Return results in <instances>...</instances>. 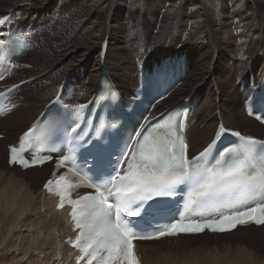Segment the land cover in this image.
I'll use <instances>...</instances> for the list:
<instances>
[{
  "label": "bare ground",
  "instance_id": "6f19581e",
  "mask_svg": "<svg viewBox=\"0 0 264 264\" xmlns=\"http://www.w3.org/2000/svg\"><path fill=\"white\" fill-rule=\"evenodd\" d=\"M69 1L70 0H0V19H4V30L9 32L14 28L19 35L31 37L25 51L12 59L11 66L4 75L3 80L9 81V85H19L10 94L11 99L17 105L15 108L13 107L10 111L0 116V122H3L7 127H11L13 125L12 123L16 121H33L48 105V102H51L58 93H61V98L66 101L69 100L71 96V103L75 105H81V103L84 104L93 99L100 87H114L120 93L130 94V90L137 86L136 77L139 69H150L151 65L158 63L159 60L162 59H159V56H155L154 58L159 60L149 63L153 57L154 51L157 50L161 44L165 45V47H163L165 52L172 51L173 58H176L179 57V51L183 47H187L191 51V48L200 49V45L194 46L191 40L197 41L203 39L206 40L208 45L212 44L216 52L226 50L228 53L236 56V58L242 56L240 63L241 65H245L252 61L258 48L261 46V41H264V18L261 21L255 20L253 15L244 13L242 6L232 14V12L229 11L231 5H227V0H224V2L220 4L213 2V0H205L206 4H204V2L197 3L196 0H182L180 6L182 15L175 18L173 21V15L168 16L164 14L163 9L167 5L166 0H151L154 4L153 7L150 8L148 3H144L142 6L140 5V9L130 4L134 0H75L72 5H70ZM100 2H102L101 8L97 7ZM210 2L212 6L209 12L205 14L204 11H199L198 13V11L194 10L195 14H192L191 19L204 21L198 23L201 25V28H198L197 25L193 26V24H195L194 22L183 17V14H187L185 9H187L186 6L188 4H192L194 9L202 8L201 10H204V8H207L208 11V4L210 5ZM51 4L52 6H50ZM61 4L63 5L62 7H60ZM51 7L53 8L44 16L41 15L43 11ZM217 7L218 9L216 10ZM38 8H42L43 10H37ZM148 10H151V12L148 13ZM211 11L214 16L215 29L209 27L205 21L209 20V22H213L212 17L208 14L211 13ZM208 15L210 18H207ZM231 15L232 17H230ZM233 17L234 20L232 21L231 18ZM242 20H247L248 22L243 28H240V22ZM172 22L174 26L173 29H170L169 24ZM230 26H233L234 31L233 29L232 31L235 32V34L239 32L238 35L240 36V40L237 36L239 42H235V48L231 46L228 47L225 41L229 40H227L225 36L221 38L218 36L220 34H215V30L218 32L220 29L222 32H226L224 28L226 29ZM116 32H119V34H116ZM191 32L194 33L191 34ZM206 49L207 52H210L208 48ZM27 50H30L32 53L31 59L17 65L18 61L28 53ZM166 55L168 56V54H164L163 58H165ZM231 64L234 65L233 62ZM241 67L242 66L235 68L236 74L240 72V69V74L243 72ZM33 71L36 72L33 73ZM80 75L82 76L80 77ZM198 75L200 76V73ZM71 78H75L76 81L72 82ZM186 81L187 77L185 75L184 81L178 85L172 93L157 102L154 108L166 101L176 92L181 93V89L185 90L181 88V85ZM260 81L261 78L258 80V85ZM66 84L69 85L73 92L65 99L63 87ZM199 84L201 83L197 85ZM225 84H227V81H225ZM254 88L255 84H246L242 87L239 98L245 100ZM201 91H203L202 86L191 91L189 95L183 98L185 100L183 106L185 108L191 106L193 98L201 93ZM222 99L225 100L221 98V101ZM229 103L231 104V102ZM179 104L178 102V105ZM223 104V102L219 103L217 101L210 104L209 107H214L213 111H216V114L205 123L201 131L197 130L193 132L194 129L190 127L191 119L187 121L184 126L187 152L193 151L198 147H200L198 150L200 151L207 146L213 139L218 125H222L231 133H241L233 127H231L233 129L229 128L232 126L231 124H226L225 126V116L219 111V108L224 106ZM230 108L233 110L232 107ZM241 115V121L239 123L235 122V124H240L246 129L255 127L257 122L245 115L244 105L242 106ZM7 116L12 118L11 122H6V120H4ZM232 118L234 117L231 115L230 119ZM262 127L264 128V125ZM22 131L23 129L21 130L19 127V129H17V135ZM243 135L245 137L255 138L250 135ZM223 137L226 138L227 135ZM18 139L19 137L17 140ZM8 144H11V142L5 144L4 150L6 158ZM46 166L47 165H43L40 168L35 167L29 169L35 172L34 178L31 181L32 185L37 187L42 177L48 174V177L50 176L53 168L51 167L46 171ZM13 169H15V166H13ZM6 180L16 187V191H13L12 194L10 191L13 187L7 185L10 188V191L8 189L10 193V197L8 194V198H10V200L8 199V203L10 202L9 207L12 211L8 206L6 207L8 208L7 212L3 208V210H5L4 212L7 214V219H9L7 220L9 221L7 230L3 231H7L8 233L10 255L18 249V247H16V249L14 247V237L17 233L16 227L19 225L15 223L20 218H25L29 223L31 220L35 222L29 225L32 230L31 241L27 244L25 243L26 245L23 244L21 249H24V251L29 249L36 250L37 255H39V264H77L75 260L80 252L69 245V242L72 241L76 235V232L73 231L74 226L68 214L69 209L63 208L57 210L56 198L44 187L38 189L36 193H33L32 190L27 188L30 186H25L23 190H21L19 182L12 177H8ZM5 190L7 189L5 188ZM6 193L5 191V194ZM6 197L2 198L6 199ZM4 225H6V223H4ZM263 230L264 225L258 227L250 225L244 227V229L237 227L229 232L230 234L221 233L212 234L211 236L222 238L224 244H226L227 247H231L242 244L244 238L252 236L261 240L264 237ZM209 236L208 233L203 232L201 235H178L176 237L177 239L204 237L203 239H208V243L214 242V240L208 238ZM163 241L170 242L173 241V239L165 238ZM144 242L150 245L156 243V241H152L151 243L149 241ZM142 243V241L135 243L140 264H159L161 259L163 260L165 258L164 254L160 253V255H158L154 252V255L146 261L141 251L142 247L144 251ZM215 243L218 242L215 241ZM4 244L5 242L3 245ZM161 248H175V245L162 246ZM193 260L194 259L191 261ZM209 261L210 260H208L207 263H209ZM17 264H19V262H17Z\"/></svg>",
  "mask_w": 264,
  "mask_h": 264
},
{
  "label": "snow or ice",
  "instance_id": "6c2138e0",
  "mask_svg": "<svg viewBox=\"0 0 264 264\" xmlns=\"http://www.w3.org/2000/svg\"><path fill=\"white\" fill-rule=\"evenodd\" d=\"M3 59L0 56V62ZM84 107L75 106L77 111ZM180 127L174 117H169L146 134L136 133L140 139L136 140L135 148L131 144L127 147L125 156L131 151V160L123 174L115 168V174H101L73 163L69 172L77 178L75 182L67 175H61L45 184L48 191H54L60 197L59 208L66 203L72 207L70 215L75 228L80 230L74 242L82 252L80 259L87 257V264H140L135 252L134 242L137 240H158L181 233L198 234L205 229L231 232L237 226L249 223L264 225V199L255 202L257 194L264 198V142L235 133L242 143L235 150H226L225 154L230 159L218 161L217 166L211 169L202 168L215 141L189 161ZM72 131L75 132V128ZM30 147L25 145L24 139L19 148L12 146L9 163H19L27 168L51 159L49 156H34L29 162L23 158V153ZM73 160V156H64L57 166L63 167ZM257 169L256 175L250 173V170ZM186 181L195 184L198 190L189 196L180 221L146 232L138 230L137 225L126 218L140 216L143 205L149 200L173 194L175 186ZM81 187L94 189V193L71 199L72 190ZM230 189H243L244 193L241 198L224 205L229 208L228 214L220 213L218 220H190L185 223L188 214H195L194 206L206 205L216 193ZM249 200L254 201V206L248 203Z\"/></svg>",
  "mask_w": 264,
  "mask_h": 264
},
{
  "label": "rangeland",
  "instance_id": "374dc122",
  "mask_svg": "<svg viewBox=\"0 0 264 264\" xmlns=\"http://www.w3.org/2000/svg\"><path fill=\"white\" fill-rule=\"evenodd\" d=\"M166 1H167V5L163 9L164 14L168 15V16L173 15L172 21L175 18L180 17L182 15L181 10H180L182 0H166ZM196 1H197V3H203L204 2V4H206V1H208V0H206V1L205 0H199V1L196 0ZM69 2H70V5H72V4H74L75 0H70ZM213 2L220 4V3L224 2V0H213ZM144 3H148L150 8L153 7V5H154L153 2H151V0H134L130 4H132L134 7L140 9L142 4H144ZM227 5L232 6V7L231 6L229 7V11H231L232 14H234V12L240 6H242L244 13L245 14L249 13V15H253L255 17V20L261 21L264 18V0H260V1H258V0H251V1L250 0H244V1L243 0H227ZM50 6H52V4ZM62 6L63 5L61 4L60 7H62ZM211 6H212V3L210 2V5L208 4L209 9L207 11V8H204V10H201L202 8L201 9L200 8L194 9L192 7V4H188L186 6L187 9H185L187 14H185V15L183 14V17H186V19H189L192 22H194L195 24H193V26L197 25L198 28H201V25H199L198 23L203 21V20L191 19L192 14L193 13L195 14L194 10L198 11V13H199V11H204L206 14L207 12L210 11ZM97 7L101 8L102 2H100L99 6H97ZM218 7L216 8V10L218 9ZM52 8L53 7L47 9L46 11H43L41 15L44 16ZM87 9H89V8H87ZM37 10H43V9L38 8ZM150 12H151V10H148V13H150ZM208 14H210V16L212 17L213 22L212 21L209 22V20H205V21L207 22L209 27H211L212 29H215L216 25L214 23L215 21H214V16L212 15V11H211V13H208ZM210 16L208 15L207 18H210ZM230 17H232V15ZM231 20L233 21L234 17L231 18ZM247 22H248L247 20H242L240 22V25H241L240 28H243L247 24ZM173 26H174L173 22L171 24H169L170 29H173ZM248 27H246V28H248ZM232 29H233V26H230L229 28H226V29L224 28V30H226V32H222L220 29H219L220 32L219 31L217 32L215 30V34L216 33L220 34L218 36H220L221 38H222V36H225L226 39L230 41V42L225 41V43L228 45V47L231 46L232 48H235V46H234L235 42H239L240 36L238 35L239 32H237V34H235V32H233L234 29H233V31H232ZM193 33L194 32H191V34H193ZM116 34H119V32H116ZM170 35H168V36H170ZM237 36L239 37V40H238ZM191 42H193L194 46H197L199 44L200 49L191 48L192 49V51H191L187 47H183L179 51V57H176V58H173L172 51H170V52L164 51V49H163V47H165L164 44H161V46H159V48L154 51L155 54L153 53V57L149 63L163 58L164 54H168V56L166 55V57H170V58L172 57V60L177 59V58L183 59V61L185 62V65H186L185 75L187 77V81L184 82L183 85H181L182 86L181 88H183L185 90L181 89V93L176 92L175 94L170 96L166 101L159 104L156 108H154L151 115L159 114L160 112H163L164 110H166L172 106H175L176 104H178V102L183 103L185 101L183 99L184 97L189 95V93L191 91L195 90L196 88H200L202 86L203 91H201V93H199L197 96H195V98H193V102H195V104H194L195 110H194V113L192 116L193 118H191V120H190V127L192 129H194L193 132H195L197 130L201 131L203 129L205 123L208 120H210L212 118V116H214L216 114V111H213L214 107L210 108L209 106H210V104L217 101L219 103L220 102L224 103L223 104L224 106H221L219 108V111L222 113L223 116H225V121H224L225 126H226V124H228V125L231 124L232 126H230L229 128L233 127L235 130H239L241 132V134L243 133L246 135H250V136L255 137L257 139H264V128L262 127L263 125L260 126V124L257 123V124H255L254 128L246 129V128L242 127L240 124H235V122L239 123L241 121L240 116L242 117L241 111H242V106H243V99L239 98V94L241 93V90H242L241 84L243 86H245L246 84H249L250 83V77H252V83H254L255 85H258L259 78H262V76L264 75V41H261V46L258 48V51H257L255 57H253L252 61L250 63H246L245 65H241V63H240V59L242 56H239L236 58V56H234L231 53H228L226 50L216 52L214 50V47L212 46V44H209L210 45L209 46L208 43L206 42V40L199 39V40L195 41L192 39ZM205 47L208 48L211 53L207 52V49ZM27 52L28 53H26L23 56V58L20 61H18L17 65L19 63L26 62V61H29L31 59V54H32L31 51L27 50ZM155 56H159V59L154 58ZM201 62H203L204 64ZM232 62L234 65L231 64ZM209 63L211 65V67H210ZM239 66H242L241 68H242L243 72L240 74V72H241V69H240V72L238 74H236L235 68H237ZM79 71H80V67H79ZM35 72L36 71H33V73H35ZM198 72L200 73V76L198 75L199 74ZM81 76L82 75H80V77ZM10 81H14V80H10ZM71 81L72 82L76 81V79L71 78ZM225 81H227V84H225ZM221 82H223V83H221ZM8 83H9V81L3 80L2 81V88L8 86L9 85ZM17 83H19V82H17ZM198 83H201V84L197 85ZM131 91L132 90H130V92ZM221 98H224L225 100L222 99V101H221ZM229 102H231V104ZM48 104H49V102H48ZM16 105L17 104L14 103L13 100L11 99V105H10L9 111L13 107L15 108ZM230 107H232L233 110H231ZM231 115L234 118L230 119ZM8 116L4 120H6V122L7 121L11 122L12 118L8 117ZM31 121L30 120L29 121H21V122L16 121L15 123H12L13 125L11 127H7V125H5L3 122H0V135H3V138L0 137V176H1L0 177V183H1V185H0V188H1L0 189L1 190V192H0L1 193L0 194V207H1L0 208V210H1L0 211V216H1L0 217V222H1L0 223V235H1L0 236V264H15V262H16V264H17V262H19V264H24V263L25 264H39V255H37L36 250H34V249L30 250L29 249V250L24 251V249H21V246H23V244H25V243L27 244L28 242L31 241L32 230L29 227V225L34 224V222H35L34 220H31L30 223L27 222L25 220V218H20L19 220L16 221L15 224L19 225V226L16 227V225H15L17 233H16V236L14 237V247H15V249H16V247H18V249H16V252L14 251V253L12 255H10V246L8 243V233H7V231H3V230H7L8 225H9L8 224L9 221H7L9 219H7L8 217L6 214L7 209L8 208L10 209V207H9L10 202L8 203L10 198H8V194L10 197V193L13 194V191H16V187L13 186L11 183H8L9 181H7L6 179H8V177H12L13 179H15L19 182L21 190H23V188L25 186H30L27 188L29 190H32L33 193H36V191L38 189L42 188V184H43L44 180L49 175L48 174V175L42 177L39 181L40 184H38V186L36 187V186L32 185V183H31V181L33 180L34 175H35L34 171L29 170L31 168H29L27 170H21L15 166V169H13L12 166H8V164H7V158H6V154H5V150H4L5 144L8 142L15 143L17 138L20 136V134L23 133L29 127V125L31 124ZM19 127L21 128V130L23 129V131L17 135V129H19ZM233 128H231V129H233ZM199 149H200V147H198L197 149H195L193 151H188V153L190 155H193ZM51 167H52L51 164H47V166L45 167L46 171H48V169H50ZM6 183H8V184H6ZM7 185L9 187L10 186L13 187L14 190L12 188L10 191V188ZM5 188L7 190H5ZM8 189H9L10 193L8 192ZM4 190L7 192L6 194H5ZM6 195H7V197H6ZM2 197H4V198L6 197L7 200L2 198ZM2 199L6 203H4ZM7 206H8V208H6ZM3 208L6 210V212H4L5 210H3ZM10 210L12 211V209H10ZM4 215H6V216H4ZM4 220H6L7 222ZM2 221L4 223H6V225H4V223ZM4 226H6V227H4ZM241 228L244 229V227H241ZM263 232H264V230H263ZM228 234H230V233H228ZM209 235L210 236L208 238H210L211 240H214V242L209 241L210 243H208L207 242L208 239H203L205 236L202 238L200 237V238H195V239H193V238L192 239H187V238L177 239V237H175V238H172L173 241L169 242V241L160 240V241H156V243L151 244V245L148 244L147 242H143L142 246H144V251L142 250L143 247L141 248V251L143 252L144 259L146 261L151 256L154 255V252H155V254H158V255H160V253L164 254L165 258L163 260L161 259V262H159V264H198V263L200 264V262H201V264H205V263L206 264H264V237L261 240H258L257 238H255L253 236L248 237V238H244V242L242 244H239L238 246L227 247L226 244H224L222 238H219L216 236L212 237L211 236L212 234H209ZM6 237H7V241H6ZM215 241H217L218 243H215ZM4 242H5V244H4L5 246L3 245ZM17 242H18V244H17ZM149 242L151 243L152 241H149ZM173 244L175 245V248H168V249L161 248L162 246H169V245L172 246ZM214 255L216 258L214 257ZM220 258H221V260H220ZM192 259H194V260L191 261ZM208 260H210L209 263H207ZM13 261H14V263H13ZM203 262H205V263H203Z\"/></svg>",
  "mask_w": 264,
  "mask_h": 264
}]
</instances>
